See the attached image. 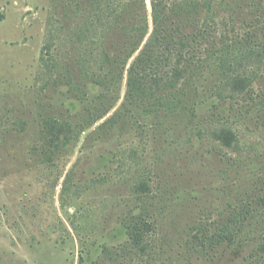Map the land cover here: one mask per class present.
I'll return each instance as SVG.
<instances>
[{
  "label": "rangeland",
  "instance_id": "374dc122",
  "mask_svg": "<svg viewBox=\"0 0 264 264\" xmlns=\"http://www.w3.org/2000/svg\"><path fill=\"white\" fill-rule=\"evenodd\" d=\"M67 1L0 0V264H264V57L218 59L264 46V0H213V39L148 70L133 103L151 0L126 66L86 57ZM228 226L234 242L206 239Z\"/></svg>",
  "mask_w": 264,
  "mask_h": 264
},
{
  "label": "trees",
  "instance_id": "16d2710c",
  "mask_svg": "<svg viewBox=\"0 0 264 264\" xmlns=\"http://www.w3.org/2000/svg\"><path fill=\"white\" fill-rule=\"evenodd\" d=\"M70 1L67 2L72 5L65 8L64 14L65 19L69 20L71 12L78 21L73 33L75 44L80 48L87 42L92 47L96 46L90 50V57L86 55L87 58L94 57L95 51L99 48L107 47L106 50L109 48L111 51L116 50L120 63L126 66L140 51L150 33L146 0ZM151 2L153 32L128 72L127 100L132 103L135 99H141L145 93L142 80L148 70L151 74H155L154 68L158 65L171 61L181 63L187 60L188 55L191 60L197 55L193 53L190 46L192 42L200 43L204 40L210 42L213 39L212 34L197 25L203 10L208 17L212 15L213 0H151ZM115 32L117 35L114 34ZM85 52L88 51L85 50ZM105 57L107 60L112 58L110 53H106ZM261 57H264V46L249 47L239 44L224 49L222 56L218 59L225 65L233 66L235 63L239 66ZM174 74L180 75V72L177 71ZM240 83L244 82L240 81ZM160 104H163L166 109L175 108V105L169 101ZM230 135L234 139V135L232 133ZM240 218V214L237 215L236 222L239 224L242 222ZM146 232L136 233L133 237L137 246H143ZM238 232L239 230H233L232 226H228L218 234L207 235L206 239L210 240L213 246L225 241L232 243L236 240Z\"/></svg>",
  "mask_w": 264,
  "mask_h": 264
}]
</instances>
